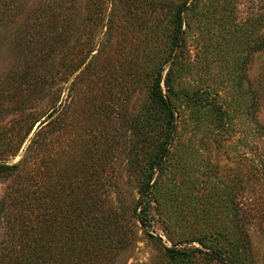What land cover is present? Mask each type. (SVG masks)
Returning a JSON list of instances; mask_svg holds the SVG:
<instances>
[{
	"label": "rangeland",
	"instance_id": "rangeland-1",
	"mask_svg": "<svg viewBox=\"0 0 264 264\" xmlns=\"http://www.w3.org/2000/svg\"><path fill=\"white\" fill-rule=\"evenodd\" d=\"M40 1L27 0L31 6ZM263 7L264 0H201L189 15L191 30L185 52L190 55L191 67L188 69L187 57L182 58V85L174 101L182 144L174 168L165 170L161 178V214L155 216L151 227L144 228L130 214L141 193L138 171L130 168L128 151L133 141L130 116L139 105L148 104V98L143 85L135 88L131 83L136 82L133 73L143 60V50L158 33V25L164 23L165 15H154L145 26L115 4L110 38L103 27H99L96 36L100 45L96 51L105 47L100 54L102 74L96 79L84 78L73 87L70 83L78 74L67 85L60 83L64 89L58 104L64 102L68 115L64 133L58 139L52 137L48 152L52 236L58 227L69 247L73 246L75 242L68 239L77 238V226L88 216L75 210L86 194V203L96 202L98 208L102 203L104 208H111L133 241L124 250L112 249L109 257L97 264H170L165 259L164 246L201 248L197 242L200 234H222L227 222L237 218L238 210L249 209L254 215L248 229L253 262L264 264V175L253 170L259 160L256 145L264 143L256 140L254 120L246 117L238 101V82L242 80V89L260 97V107L257 103L249 112L257 113L264 124V51L252 52L241 44L252 36L255 17ZM107 8L110 15L111 1L107 2ZM4 26L0 25V77L11 69L15 57L16 26L7 23V28H1ZM186 29L184 26L183 30ZM180 51L183 57L185 52ZM247 54L244 70L241 60ZM134 61L138 63L135 65ZM121 82L127 88L114 89ZM5 106L0 134L17 121L16 115L8 113V105ZM106 136L105 145L98 148ZM28 144L7 162H19ZM232 180L236 204L231 210L224 189ZM13 181L0 175V201L8 195ZM83 184L89 188L86 192L82 191ZM241 203L246 208H241ZM89 217L91 223L100 225L99 229L110 222L112 234L117 236L113 216L104 218L93 213ZM91 251L96 254L99 249L92 245Z\"/></svg>",
	"mask_w": 264,
	"mask_h": 264
},
{
	"label": "trees",
	"instance_id": "trees-1",
	"mask_svg": "<svg viewBox=\"0 0 264 264\" xmlns=\"http://www.w3.org/2000/svg\"><path fill=\"white\" fill-rule=\"evenodd\" d=\"M108 1L112 5L110 15L106 10ZM200 2L42 0L31 6L27 0H0V25L12 23L16 26L13 32L14 62L0 77V119L5 114V104L8 113L17 117V121L0 134V175L14 180L8 195L0 201V264H97L103 261L102 258L109 257L112 249L120 247L124 250L133 242L131 233L124 232L123 224L115 219L111 208H104L102 203L100 208L96 202L86 203V194L82 195L83 201L82 198L78 201L80 204L75 210L88 216L77 226V238L68 239L75 242L72 247L58 227L51 235L49 214V145L53 136L58 139L64 133L68 115L64 102L58 104L64 89L60 83L67 85L69 79L78 74L70 83L73 87L84 78L96 79L102 74L100 54L104 53L105 47L96 51L100 46L96 36L99 27H103L110 38L116 3L131 19L141 25L145 23V26L154 15H165L164 23L158 25V33L151 39L152 44L143 50V60L133 73L136 82L131 85L135 88L144 86L148 104L139 105L137 112L130 116L133 141L128 151L130 168L138 171L141 193V199L130 212L132 218L148 228L155 216L161 214V178L165 170L174 168L183 138L174 101L176 91L182 85V58L187 57L188 69L191 67L190 55L185 52L191 30L188 17ZM5 26L1 28H7ZM184 26L186 30H183ZM251 35L242 40V47L252 52L264 51V7L255 17ZM180 49L185 52L183 57ZM248 56L244 55L241 60L244 70ZM242 82H238V101L244 107L246 117L254 120L256 140L264 143V124L258 120L257 113L249 112L257 103L260 107L261 99L242 89ZM123 85L121 82L114 89L127 88ZM107 140L106 136L98 148ZM27 142L22 159L9 164L7 159L17 157ZM255 152L259 160L253 170L264 175V145H256ZM87 190L88 186L83 184L82 191ZM98 196L100 200L101 195ZM224 196L232 210L236 204L233 180L226 184ZM240 206L246 208L247 205L241 203ZM93 213L104 218L113 216L118 226L117 236L112 234L110 222L100 229L99 224L91 223L89 216ZM252 215L249 209L238 210L237 218L227 222L222 234L203 232L197 239L201 248L164 246L165 259L170 264H254L248 232L250 220L254 219ZM92 245L99 249L96 254L91 251Z\"/></svg>",
	"mask_w": 264,
	"mask_h": 264
}]
</instances>
